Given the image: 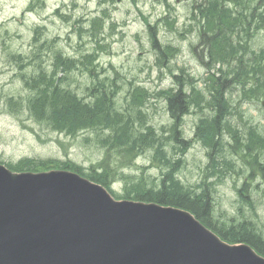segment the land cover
Here are the masks:
<instances>
[{
    "label": "trees",
    "instance_id": "16d2710c",
    "mask_svg": "<svg viewBox=\"0 0 264 264\" xmlns=\"http://www.w3.org/2000/svg\"><path fill=\"white\" fill-rule=\"evenodd\" d=\"M245 2L246 0L197 1L195 13L200 29L195 48L199 59L207 68V75L203 79L205 89L196 87L195 78L183 69H180V74H172L173 86L159 92L167 103L172 119L169 126L162 127L161 133L146 122L143 113L144 101L151 94L142 87H134L129 91L130 102L120 110L114 100L117 93L115 83L106 84L104 80L97 78L95 55H85L78 59L64 56L55 50L50 67L46 66L45 58L32 64L20 54L12 56L17 66L18 78L28 93L25 96L7 98L9 112L15 116L27 112L37 125L67 136L94 131L97 145L105 150V155L88 169L70 159L56 158L25 157L14 162L0 163L14 172L67 170L103 185L116 199L188 210L222 240L230 244H248L264 256V227L257 224L255 217L258 213L254 203L247 200L248 195L240 192L242 201H239V205L247 206L251 217L243 215L240 209V218H234L230 222L215 218L212 214L216 185L213 179L224 183L223 180L227 177L240 172L234 158L227 156L229 153L245 158L250 168L249 178L254 179L256 174H260V181L264 183V135L255 125L247 124V120L243 121L245 128L232 124L229 120L235 110L237 116H241L238 111L239 102L235 108L227 96L230 90L239 86V90L241 88L246 95L252 80L255 85L250 90L251 98L259 95L264 98V47L255 51L246 43L250 31L255 27L256 32L264 25V16L261 13L255 14V8L243 12L242 8L248 9ZM261 2L264 0L258 3ZM104 12L105 10L102 14L105 16ZM92 24L102 25V17L94 18ZM148 29L157 63L160 66L167 65L178 50L170 45L160 44L156 29L152 26ZM45 44L40 45L39 49L42 47L51 52L49 48L54 44L53 41H46ZM224 64H227V69H223ZM216 65H221L217 73L212 71ZM30 66L32 68L29 69ZM80 66L93 79L91 85L86 87L85 97L79 96L66 84L67 74ZM192 111L201 114L195 124L194 134L208 159L201 182L190 184L180 178L184 170L183 160L181 156H175L183 154L190 146V141L182 135V124L184 116L190 115ZM170 148L172 153L169 155ZM147 151L153 153L152 163L159 169V176L144 179L119 173V169ZM113 152L117 154V162L111 165L109 162ZM117 179L124 183L122 194L111 187L112 182Z\"/></svg>",
    "mask_w": 264,
    "mask_h": 264
},
{
    "label": "rangeland",
    "instance_id": "374dc122",
    "mask_svg": "<svg viewBox=\"0 0 264 264\" xmlns=\"http://www.w3.org/2000/svg\"><path fill=\"white\" fill-rule=\"evenodd\" d=\"M197 1L199 0H0V161L14 162L25 157L70 159L88 169L105 155V150L97 145L94 131L67 136L37 125L27 112L19 116L9 112L7 98L25 96L28 93L18 78L17 66L12 60V56L18 54L26 57L32 64L45 58L47 67H50L55 50L64 56L78 59L85 55H95L97 78L104 80L106 84L115 83L117 93L114 100L120 110L130 102L129 91L134 87H142L151 94L144 101L143 113L146 122L161 133L162 127L169 126L172 119L167 103L159 92L173 86L172 74H180V69H183L195 78L196 87L205 89L203 79L207 75V68L199 59L195 48L200 26L195 11L191 13L192 4L196 6ZM259 1L246 0L248 9L242 8V11H252L255 8V14L261 13L264 16V2L260 4ZM103 10L105 16L102 14ZM99 16L102 17V25H93V19ZM149 25L156 29L160 44L170 45L178 50L167 65L160 66L157 63L156 51L150 42ZM254 28L246 43L249 48L257 51L264 47V25L256 32ZM46 41L54 43L49 48L51 52L42 47L39 49L40 45H46ZM218 67L221 65H216L212 71L217 73ZM222 67L227 69L228 66L224 64ZM67 76L66 84L79 96H87L86 87L93 80L90 73L80 66ZM247 83L249 84L248 79ZM249 85L246 95L241 88L239 90V86L229 91L227 96L233 107L236 108L239 102V116L241 114L239 118L235 110L229 120L242 128H245L243 121L247 120V124L255 125L264 135V109L260 105L264 98L260 95L251 98L250 90L255 82L251 80ZM200 115L192 111L190 115L184 116L182 135L190 141V146L183 154L175 156H181L183 160L184 170L180 178L190 184L201 182L208 159L194 134ZM168 152L170 155L172 149H168ZM152 155L151 151H147L137 156L135 161L119 169V173L144 179L159 176L160 171L152 163ZM227 156L234 158L240 172L227 177L223 180L224 183L216 178L213 180L216 185L212 214L215 218L230 222L234 218H240V209L243 215L251 217L247 206L239 205V201H242L239 194L243 192L258 210L256 222L263 228L264 183L260 179L253 182L250 178H244L250 171L245 158L231 153ZM116 158L117 154L113 152L109 164L116 163ZM256 177L261 178L260 174ZM123 185L122 180L117 179L112 182L111 187L122 194Z\"/></svg>",
    "mask_w": 264,
    "mask_h": 264
},
{
    "label": "water",
    "instance_id": "95a60500",
    "mask_svg": "<svg viewBox=\"0 0 264 264\" xmlns=\"http://www.w3.org/2000/svg\"><path fill=\"white\" fill-rule=\"evenodd\" d=\"M0 264H264V256L222 240L188 210L117 200L67 170L0 164Z\"/></svg>",
    "mask_w": 264,
    "mask_h": 264
},
{
    "label": "bare ground",
    "instance_id": "6f19581e",
    "mask_svg": "<svg viewBox=\"0 0 264 264\" xmlns=\"http://www.w3.org/2000/svg\"><path fill=\"white\" fill-rule=\"evenodd\" d=\"M261 105V107L264 109V107H263V105L262 104H260ZM233 119V118H232ZM208 176V175H207ZM256 176H257V174H256ZM254 177V179H252L253 180V182L255 181V180H257V179H260L259 177ZM207 178H209V177H206V179ZM244 178H249V174L248 175H246V176H244ZM87 179V178H86ZM89 180V179H88ZM208 180H210V179H208ZM214 180V179H213ZM227 242V241H226ZM233 244V243H232ZM260 254V253H259Z\"/></svg>",
    "mask_w": 264,
    "mask_h": 264
},
{
    "label": "flooded vegetation",
    "instance_id": "af4514ba",
    "mask_svg": "<svg viewBox=\"0 0 264 264\" xmlns=\"http://www.w3.org/2000/svg\"><path fill=\"white\" fill-rule=\"evenodd\" d=\"M192 5H193V4H192ZM191 9H192V8H191ZM191 13H192V11H191ZM192 17H193V14H192V16H190L189 18L192 19Z\"/></svg>",
    "mask_w": 264,
    "mask_h": 264
}]
</instances>
